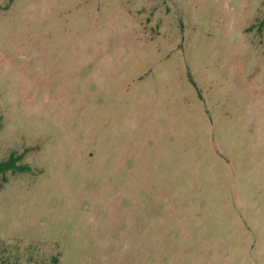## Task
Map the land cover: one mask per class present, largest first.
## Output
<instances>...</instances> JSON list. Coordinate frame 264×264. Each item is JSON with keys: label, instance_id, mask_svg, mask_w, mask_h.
I'll use <instances>...</instances> for the list:
<instances>
[{"label": "rangeland", "instance_id": "1", "mask_svg": "<svg viewBox=\"0 0 264 264\" xmlns=\"http://www.w3.org/2000/svg\"><path fill=\"white\" fill-rule=\"evenodd\" d=\"M264 0H0V264H264Z\"/></svg>", "mask_w": 264, "mask_h": 264}, {"label": "trees", "instance_id": "2", "mask_svg": "<svg viewBox=\"0 0 264 264\" xmlns=\"http://www.w3.org/2000/svg\"><path fill=\"white\" fill-rule=\"evenodd\" d=\"M261 23H264V16L261 19ZM20 159V154H16L15 152H11L9 156L0 161V175H2L5 171H26L29 169V166L26 164L17 163Z\"/></svg>", "mask_w": 264, "mask_h": 264}]
</instances>
